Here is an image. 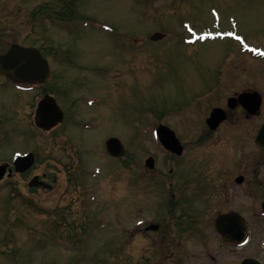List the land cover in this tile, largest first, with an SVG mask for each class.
Instances as JSON below:
<instances>
[{
  "label": "rangeland",
  "instance_id": "rangeland-1",
  "mask_svg": "<svg viewBox=\"0 0 264 264\" xmlns=\"http://www.w3.org/2000/svg\"><path fill=\"white\" fill-rule=\"evenodd\" d=\"M154 31L166 36L152 41ZM0 38V53L17 42L52 57V90L63 108L94 100L76 103L77 119L92 124L67 121L44 135L17 121L16 94L0 85V159L36 147L42 160L51 156L57 175L52 189L29 187L37 176L29 172L0 179V264H146L154 242L138 223L164 209L170 167L190 175L187 188L205 181L199 176L209 159L191 157L212 149L195 137L205 132L212 105L237 87H257V131L264 121V0H0ZM160 122L185 145L175 164L156 138ZM240 124L251 140L253 121ZM32 126L36 132L20 135ZM113 135L137 162L132 167L107 153ZM148 155L156 157L154 172L144 168ZM132 224L140 227L132 232ZM159 253L148 264H165Z\"/></svg>",
  "mask_w": 264,
  "mask_h": 264
},
{
  "label": "flooded vegetation",
  "instance_id": "flooded-vegetation-1",
  "mask_svg": "<svg viewBox=\"0 0 264 264\" xmlns=\"http://www.w3.org/2000/svg\"><path fill=\"white\" fill-rule=\"evenodd\" d=\"M52 80L51 78L49 82L40 85L18 86L0 75V85L11 87L18 102H25L16 103L20 114L17 115L18 119L23 122L34 121L39 101L46 94L57 92L52 90ZM38 87L42 91L41 96L37 94ZM31 90L34 94L30 98ZM253 91H258L257 87H237L232 95H225L218 100L220 105L227 106L231 103L232 108L227 107L226 119L216 130L207 126L204 133L203 137L209 139L212 144V149L206 153L209 159V170L206 173L208 175L205 176L200 167H194V170L201 169L199 178L205 181L191 186L187 183L189 189L184 186V182L190 179V175L175 171L179 170L178 166L170 169L173 176L167 179L171 185L175 183L178 189L166 199H159V203L162 201L161 205L164 206L162 212L144 215L147 218L143 225L144 233L154 242V245L150 246L154 248L152 257L150 248L147 247L146 264L151 258L157 260L156 255L162 242L166 247L162 246L163 251L159 254L162 259L167 257V260L164 259L165 264H243L247 258H254L257 264H264V150H257L256 143L260 112L249 113L243 106V103L253 105L255 97L247 96L240 100L243 93ZM85 99L90 97L82 98ZM230 99L233 100L230 102ZM82 100L78 99L79 103L83 104ZM78 101H65V117L72 123L78 120ZM26 104L31 107L25 111ZM22 110L25 114L21 113ZM245 119L253 121L251 140H247L246 132L240 124L245 122ZM223 126L226 130L224 137L220 136V140L218 137L217 142L213 143V138ZM41 130L51 134L54 128ZM32 132L36 131L26 129L20 132V135H31ZM18 152L35 153V163L24 173L29 172L32 176L41 174L43 179H48L50 170L37 171L43 164L51 165L48 157L41 160V155L34 149H20ZM6 162L9 161H0ZM10 167L11 165L8 166L7 172ZM17 174L19 173L13 175ZM159 233L158 237L154 235ZM155 252L157 253L154 254Z\"/></svg>",
  "mask_w": 264,
  "mask_h": 264
},
{
  "label": "water",
  "instance_id": "water-1",
  "mask_svg": "<svg viewBox=\"0 0 264 264\" xmlns=\"http://www.w3.org/2000/svg\"><path fill=\"white\" fill-rule=\"evenodd\" d=\"M163 35L159 32L153 35L154 39H159ZM0 73L11 79L13 82H22L28 84L30 82H43L50 75V66L48 60L41 54V51L33 46H21L14 44L12 48L5 54L0 55ZM260 105V102L258 106ZM225 116L222 113L221 108H216L212 116L209 118V122H216L217 126ZM63 119V112L57 104L56 100L52 96H46L40 103L36 123L39 126L47 127L54 125L56 122ZM158 134L162 143L169 149L178 153L182 152V146L177 139L175 132L165 125H160L158 128ZM257 142L261 148H264V126L260 130ZM109 151L114 155H120L124 152V147L121 141L116 137H111L107 141ZM34 161L32 154L26 156H17L16 170L23 171L29 167ZM148 165L153 167V159L148 160ZM6 171V165H0V178L3 177ZM30 185H44L49 186L45 182L40 181L36 176L30 182Z\"/></svg>",
  "mask_w": 264,
  "mask_h": 264
},
{
  "label": "trees",
  "instance_id": "trees-1",
  "mask_svg": "<svg viewBox=\"0 0 264 264\" xmlns=\"http://www.w3.org/2000/svg\"><path fill=\"white\" fill-rule=\"evenodd\" d=\"M65 1V3H68V1L67 0H64ZM72 1V0H71ZM68 8V7H67ZM74 8V7H73ZM73 8H72V10H70L71 11V13H72V11H73ZM67 14H68V12H67ZM70 18H69V20H72L73 18H74V16H72V15H68Z\"/></svg>",
  "mask_w": 264,
  "mask_h": 264
}]
</instances>
